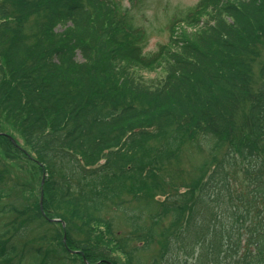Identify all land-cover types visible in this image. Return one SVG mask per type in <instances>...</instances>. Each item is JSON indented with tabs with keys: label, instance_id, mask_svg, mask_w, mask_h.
I'll list each match as a JSON object with an SVG mask.
<instances>
[{
	"label": "trees",
	"instance_id": "1",
	"mask_svg": "<svg viewBox=\"0 0 264 264\" xmlns=\"http://www.w3.org/2000/svg\"><path fill=\"white\" fill-rule=\"evenodd\" d=\"M182 23L197 29L178 34ZM143 30L116 0H0V264H124L116 250L142 264L155 241L148 264H169L184 216L232 222L223 260L205 264H264V0H199L157 51ZM240 98L251 133L234 147ZM195 143L211 159L188 197L159 174ZM126 221L127 236L114 230Z\"/></svg>",
	"mask_w": 264,
	"mask_h": 264
},
{
	"label": "rangeland",
	"instance_id": "2",
	"mask_svg": "<svg viewBox=\"0 0 264 264\" xmlns=\"http://www.w3.org/2000/svg\"><path fill=\"white\" fill-rule=\"evenodd\" d=\"M121 6L122 9H125L131 20L136 24V26H141L143 30V39L146 45L145 49L148 51H157L160 49L161 44H165L170 40L171 30L170 25L172 24L174 19H178L184 12L192 9L196 6L199 0H116ZM210 8L206 9L202 14L203 17H206L210 12ZM191 32H195L197 26L195 25H187L186 23H182L178 26V34L185 28ZM186 31V30H185ZM143 44V43H142ZM80 57V56H79ZM166 57L163 59L165 60ZM160 61L156 64L155 67L148 68L147 70H142V74L146 76V78H158L165 74V64ZM253 64V72H252V91L255 90V86H258V82L255 78H258V70L262 63V58H257L252 61ZM249 99H241L237 102L235 107L232 108L233 116L232 121L234 124V129L229 136L228 141L234 147H239L244 143V138L251 133V123L248 117V109H249ZM1 134V133H0ZM192 145L189 149L182 152L179 156H175L168 160L163 166L162 171L159 175H161L162 179L171 182L172 184H177L178 192L182 193L184 196L188 192L187 188L184 186V182L187 178L190 177L191 174H194L196 171V167L202 164L205 161L210 162V151L211 148L208 144L201 143L198 145ZM45 181V179H44ZM44 183V182H42ZM43 191V203H44V190ZM190 194V193H189ZM189 194H186L190 197ZM42 196V192H41ZM151 199H161V196H157V194H150ZM165 198V196H162ZM174 199L173 196L169 195V200ZM156 205L155 202H153ZM226 210V208H224ZM170 214H167L165 218V222L162 223H170L173 220V217H168ZM171 219V220H170ZM170 222H167L169 221ZM140 223L145 221L144 219L140 220ZM182 226L174 227L172 230L176 231L177 235H174L172 239L175 244L172 243V254L170 255L168 262L169 264H205L204 260L209 257L211 261L216 262L217 259L220 261L221 256L223 255L224 244V236L221 243V248L219 251H215V245H217V238L219 237V230L226 229L231 230L232 222H200L198 224L192 222V225L187 226V222L185 221V216L183 219ZM221 221V220H220ZM148 222V221H147ZM137 222H134L136 224ZM139 223V222H138ZM191 223V222H190ZM236 223V222H235ZM121 226L123 231L121 233L125 236L128 235V231L132 228L133 222H118V224L114 227L116 232L118 231V226ZM132 225V226H131ZM104 229V228H103ZM120 231V230H119ZM234 233V232H233ZM99 239L102 240V235L106 236L108 241L109 235H106L105 231L98 232ZM235 235V236H234ZM237 234H232L233 240L237 239ZM245 240H241L238 243V249L241 251L245 248L244 245ZM140 243V242H139ZM104 244V243H103ZM102 244V245H103ZM141 246L138 243H134L133 241L130 243V246L133 245ZM142 244V243H141ZM110 248L114 247L113 244L109 245ZM157 242L152 245L151 250L141 249L139 252V258L142 264H148L150 262L151 255L154 254V248H157ZM240 251L238 253H240ZM115 254L121 255L118 257V263H126V256L121 254L120 251H115ZM243 252V251H242ZM77 253V252H76ZM138 253V252H136ZM226 253V251H225ZM72 257L77 258L75 254L71 255ZM84 256V255H83ZM70 259L69 264H84L77 259ZM187 260H186V259ZM205 258V259H204ZM236 257H234L228 264H233V261ZM85 261L88 263V259L84 256ZM135 259V258H134ZM136 260V259H135ZM149 260V261H148ZM137 261V260H136ZM227 261V260H225ZM116 262V261H115Z\"/></svg>",
	"mask_w": 264,
	"mask_h": 264
},
{
	"label": "water",
	"instance_id": "3",
	"mask_svg": "<svg viewBox=\"0 0 264 264\" xmlns=\"http://www.w3.org/2000/svg\"><path fill=\"white\" fill-rule=\"evenodd\" d=\"M0 133H2V132H0ZM45 177V176H44ZM43 182H44V179H43ZM41 208H42V210L44 211V207H43V191H42V196H41ZM54 220H59V219H54ZM64 224V223H63ZM65 225V224H64ZM64 239H65V241L67 240V236H66V234H65V237H64Z\"/></svg>",
	"mask_w": 264,
	"mask_h": 264
}]
</instances>
